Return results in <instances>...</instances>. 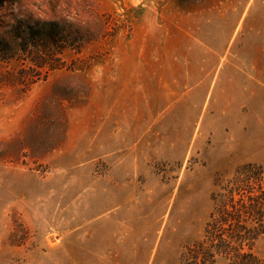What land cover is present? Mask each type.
Returning <instances> with one entry per match:
<instances>
[{"label": "rangeland", "instance_id": "rangeland-1", "mask_svg": "<svg viewBox=\"0 0 264 264\" xmlns=\"http://www.w3.org/2000/svg\"><path fill=\"white\" fill-rule=\"evenodd\" d=\"M256 23L264 0H0V264H181L264 171Z\"/></svg>", "mask_w": 264, "mask_h": 264}, {"label": "trees", "instance_id": "trees-1", "mask_svg": "<svg viewBox=\"0 0 264 264\" xmlns=\"http://www.w3.org/2000/svg\"><path fill=\"white\" fill-rule=\"evenodd\" d=\"M215 208L202 240L185 248L181 264H218L220 259L241 258L243 264H257L245 255V248L264 233V171L246 165L224 181L215 197ZM250 258V259H249Z\"/></svg>", "mask_w": 264, "mask_h": 264}, {"label": "crops", "instance_id": "crops-1", "mask_svg": "<svg viewBox=\"0 0 264 264\" xmlns=\"http://www.w3.org/2000/svg\"><path fill=\"white\" fill-rule=\"evenodd\" d=\"M251 14V13H250ZM250 14H249V16H250ZM257 24V23H256ZM246 26H248L247 24H246ZM245 27V23H243V25H241V23H239L238 24V26H237V28H236V31H238V30H240V28H244ZM253 30V32H255V31H262V32H264V24H257V25H252L249 29H248V27H247V30ZM244 30V29H243ZM235 40H238V37H237V39H235ZM260 41V40H259ZM262 42V41H261ZM258 45H260V42H258ZM257 45V46H258ZM221 69V70H220ZM220 69L218 70L219 72H218V75H217V72H216V70H214L213 72H214V78L212 79V81L210 82V84H209V87H208V91L205 93V95H206V100H205V102L207 101V96H209V97H216V95H218V93H219V90H220V84H217V80L219 79V76H220V74L224 71V69L225 68H221L220 67ZM221 79V78H220ZM202 85H203V87H205L206 85H205V81H202ZM207 87V86H206ZM208 109L206 108V106H205V108H204V113H206V111H207ZM208 120V117L206 116V114H204V116H203V119H202V127H204L205 125H206V121Z\"/></svg>", "mask_w": 264, "mask_h": 264}]
</instances>
